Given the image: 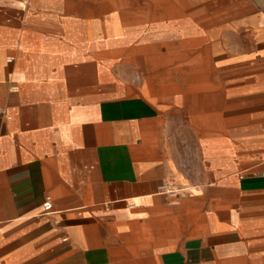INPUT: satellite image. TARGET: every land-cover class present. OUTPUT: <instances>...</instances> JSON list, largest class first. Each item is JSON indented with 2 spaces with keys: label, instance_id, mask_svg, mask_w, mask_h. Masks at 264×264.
Listing matches in <instances>:
<instances>
[{
  "label": "crops",
  "instance_id": "obj_1",
  "mask_svg": "<svg viewBox=\"0 0 264 264\" xmlns=\"http://www.w3.org/2000/svg\"><path fill=\"white\" fill-rule=\"evenodd\" d=\"M148 1L0 0V264H264V16ZM98 6L195 42L102 58ZM223 24L236 70L208 60Z\"/></svg>",
  "mask_w": 264,
  "mask_h": 264
},
{
  "label": "rangeland",
  "instance_id": "obj_2",
  "mask_svg": "<svg viewBox=\"0 0 264 264\" xmlns=\"http://www.w3.org/2000/svg\"><path fill=\"white\" fill-rule=\"evenodd\" d=\"M165 1L171 2L173 0ZM188 1L190 0H176L177 3L175 4L181 5ZM218 1L225 3L231 0ZM240 2L250 3L254 6L255 12L250 14V16H264V0H240ZM148 3H152L151 0L148 1ZM100 6L95 7V22L93 24H95L96 44L98 47L101 44L106 46L107 52L102 58L111 57L113 55L128 57L136 52H141L146 58L150 56L151 59L156 58L157 61L164 62L167 61L170 56H185L190 51L189 45L195 42L192 37L182 33L181 29L173 24H162L157 21H153L154 23L149 24H124L120 19L115 18V14H110V16L106 15L101 18L102 9L99 8ZM262 19L264 20V18ZM217 27L222 34V40H219L220 47H218V44L214 47V56H211L210 59L208 58L210 65L228 67L229 70H236V67H238V63L236 64L237 59H239L238 57L249 52L254 47L253 43L248 44L247 41H243L244 36H240L238 33L239 31L237 32V29H235L233 25L223 24L221 26H216V28ZM254 28H261L264 30V21H260L259 26L252 25V30L245 31L254 33ZM164 31L170 35L164 36ZM162 44L166 46L168 53L160 52V46ZM172 45H174V48ZM206 49L207 47H203V53L207 52ZM191 59L194 60V56L190 54L187 62ZM189 62L192 63V61ZM136 65L145 73V69H143L140 64ZM244 67L247 68L248 65ZM178 69L181 68H175V70ZM143 72H141V74H143ZM169 77L172 76L169 75ZM181 77L179 80H182Z\"/></svg>",
  "mask_w": 264,
  "mask_h": 264
},
{
  "label": "built area",
  "instance_id": "obj_3",
  "mask_svg": "<svg viewBox=\"0 0 264 264\" xmlns=\"http://www.w3.org/2000/svg\"><path fill=\"white\" fill-rule=\"evenodd\" d=\"M8 61H11L12 60V57H8L7 58ZM0 116H6L5 114V111L2 107H0ZM159 190L160 191H164L170 195H176L177 194V190L176 189H172L170 188L167 184L165 183H161L159 185ZM42 209H43V212H49L53 209V206H52V202L48 199H46L43 203H42Z\"/></svg>",
  "mask_w": 264,
  "mask_h": 264
},
{
  "label": "bare ground",
  "instance_id": "obj_4",
  "mask_svg": "<svg viewBox=\"0 0 264 264\" xmlns=\"http://www.w3.org/2000/svg\"><path fill=\"white\" fill-rule=\"evenodd\" d=\"M167 3H169V4H175V3H177V2H176V0H173V1H171V2L169 1V2H167ZM175 5H176V4H175Z\"/></svg>",
  "mask_w": 264,
  "mask_h": 264
}]
</instances>
